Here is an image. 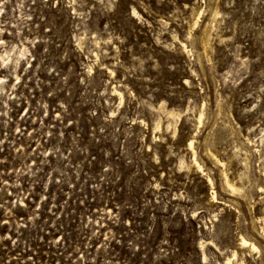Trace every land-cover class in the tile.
<instances>
[{
    "label": "rangeland",
    "instance_id": "1",
    "mask_svg": "<svg viewBox=\"0 0 264 264\" xmlns=\"http://www.w3.org/2000/svg\"><path fill=\"white\" fill-rule=\"evenodd\" d=\"M263 218L264 0H0V264H264Z\"/></svg>",
    "mask_w": 264,
    "mask_h": 264
},
{
    "label": "bare ground",
    "instance_id": "2",
    "mask_svg": "<svg viewBox=\"0 0 264 264\" xmlns=\"http://www.w3.org/2000/svg\"><path fill=\"white\" fill-rule=\"evenodd\" d=\"M215 9V7H214ZM213 9V10H214ZM214 14H212V17H213V21H216V18L219 14V11L216 10L215 12H212ZM212 20V19H211ZM209 20V21H211ZM208 23V22H207ZM206 23V25H208ZM213 23V22H212ZM211 25V24H210ZM210 25H208L207 27H209ZM211 27V26H210ZM206 28V27H205ZM204 28V30H205ZM213 28V27H212ZM203 30V31H204ZM207 30H210V28H207ZM209 32V31H208ZM211 32V31H210ZM206 34V33H205ZM209 34V33H208ZM206 34V36L208 35ZM204 35V34H203ZM208 37V36H207ZM202 38V37H201ZM204 44H205V47L208 49V48H212V44L210 42V39L209 38H204ZM206 51V50H205ZM159 110L161 111H164L168 116L170 117H173V118H176V117H179L181 115V112L180 111H176L174 109H171V108H167L166 104L165 103H162L159 107ZM200 119H201V115H200ZM248 138V137H247ZM193 144V141L190 142V146H192ZM244 151H245V156L243 158V163H244V167H245V170L244 172H242L240 175H239V178L240 179H244V178H249V171H250V154H248V152L250 151L248 147H244L243 148ZM211 155H213V157L215 158L216 162H218L221 166H225V162L222 161L219 156L217 157V155L215 154H212V152H210ZM201 166L198 165V168H200ZM224 176H225V182L227 184L228 187H230L234 192H245V188H244V185H241V184H237L233 179H231L229 176H228V172H224ZM241 185V186H240ZM263 221H264V218H263ZM263 231H264V228H263ZM242 243L243 244H249L245 239H242ZM205 246V241H203L201 243V247L203 248ZM252 248L255 249V245L251 244ZM233 256H237V252H234V255ZM204 258H207L205 252H204ZM233 260L231 261V258L227 260V264H232ZM234 263V262H233ZM240 263V262H239ZM238 263V264H239ZM240 264H245V261H241Z\"/></svg>",
    "mask_w": 264,
    "mask_h": 264
}]
</instances>
